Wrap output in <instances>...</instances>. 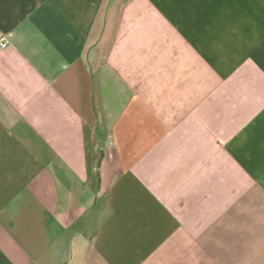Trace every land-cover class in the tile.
I'll return each instance as SVG.
<instances>
[{"label": "crops", "instance_id": "crops-1", "mask_svg": "<svg viewBox=\"0 0 264 264\" xmlns=\"http://www.w3.org/2000/svg\"><path fill=\"white\" fill-rule=\"evenodd\" d=\"M0 264H264V0H0Z\"/></svg>", "mask_w": 264, "mask_h": 264}, {"label": "built area", "instance_id": "built-area-1", "mask_svg": "<svg viewBox=\"0 0 264 264\" xmlns=\"http://www.w3.org/2000/svg\"><path fill=\"white\" fill-rule=\"evenodd\" d=\"M8 47V41L4 37H0V48L6 49Z\"/></svg>", "mask_w": 264, "mask_h": 264}]
</instances>
